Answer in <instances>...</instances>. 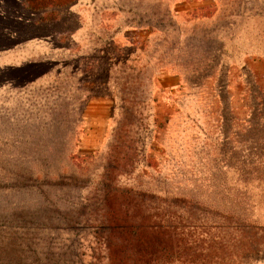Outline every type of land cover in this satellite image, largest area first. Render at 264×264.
I'll return each instance as SVG.
<instances>
[{
    "label": "rangeland",
    "instance_id": "rangeland-1",
    "mask_svg": "<svg viewBox=\"0 0 264 264\" xmlns=\"http://www.w3.org/2000/svg\"><path fill=\"white\" fill-rule=\"evenodd\" d=\"M89 1L0 0V264H264V9Z\"/></svg>",
    "mask_w": 264,
    "mask_h": 264
},
{
    "label": "trees",
    "instance_id": "trees-1",
    "mask_svg": "<svg viewBox=\"0 0 264 264\" xmlns=\"http://www.w3.org/2000/svg\"><path fill=\"white\" fill-rule=\"evenodd\" d=\"M111 191L109 186H104V189L101 193V198L98 199L94 206H91L92 201L84 200L83 204L80 205V208L75 210L74 213L70 214V219L68 226L70 227L67 232H74L75 226H79L80 228L89 227L94 229V234L96 237H101V234H108V238L110 234L113 232L118 231H125L129 230L134 232V230L141 226L142 218L136 216H128L127 214L119 217L115 212L107 211L110 209V199H111ZM97 204V208L94 213L93 210L95 209ZM149 218H152L150 216ZM151 221V222H150ZM148 225H153L154 227L156 224L162 225L164 224L161 220H154L150 219ZM143 223V222H142ZM97 233V234H96Z\"/></svg>",
    "mask_w": 264,
    "mask_h": 264
},
{
    "label": "crops",
    "instance_id": "crops-1",
    "mask_svg": "<svg viewBox=\"0 0 264 264\" xmlns=\"http://www.w3.org/2000/svg\"><path fill=\"white\" fill-rule=\"evenodd\" d=\"M129 1H133L135 3H140V4H146V5H155L158 3H163V2H167V3H171L172 5L176 6V7H186V8H191L193 7L194 3H200L199 0H129ZM256 1V2H254ZM253 2V4H252ZM212 4L215 7H219V8H224V9H237V8H256V9H264V0H212ZM135 6V5H134ZM82 7H85V9H87L86 13H81L80 19L82 20V22L77 23L79 25V27H77L75 29V33H74V37L76 39V42L78 44L79 39L81 37V35H88V36H93V34L95 33V25H101L103 23H105L102 18H99L97 22H99L100 24L96 23L93 21L90 22L91 17L88 15L89 13L91 15H93L94 13H98L99 12V8L103 7L101 6V4H98L95 0H90L89 2L86 3V5L82 6L80 5V9H82ZM185 9V8H184ZM117 15L115 16V20H114V24H117V27H114V33H112V37L121 34V37L126 39V34L127 32H131L133 30H135L134 28L131 27H119V25L121 23H126V19L124 16V14H121L120 12L116 13ZM95 16V15H94ZM131 21V20H130ZM95 23V24H94ZM94 24V25H93ZM116 39V37H115Z\"/></svg>",
    "mask_w": 264,
    "mask_h": 264
}]
</instances>
